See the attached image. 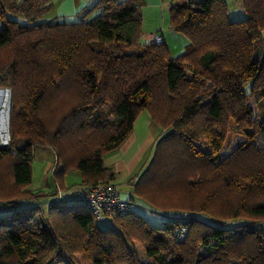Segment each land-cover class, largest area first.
<instances>
[{
  "label": "trees",
  "instance_id": "16d2710c",
  "mask_svg": "<svg viewBox=\"0 0 264 264\" xmlns=\"http://www.w3.org/2000/svg\"><path fill=\"white\" fill-rule=\"evenodd\" d=\"M48 1L0 0V88L12 90L16 150L0 146V264H80L77 255L86 264H264V0H237L243 18L230 16L227 0H171L170 29L187 39L177 56L164 38L139 43L145 0H95L75 21L42 19ZM185 64L191 77L178 92ZM64 94L75 103L49 133L44 112ZM142 110L163 132L127 199L175 217L153 225L132 207L104 216L115 226L102 228L84 205L28 189L38 145L53 150L61 187L68 170L79 173L65 199L113 181L103 156ZM178 175L187 206L155 205L149 191L174 199ZM133 240L149 262L138 261Z\"/></svg>",
  "mask_w": 264,
  "mask_h": 264
},
{
  "label": "rangeland",
  "instance_id": "374dc122",
  "mask_svg": "<svg viewBox=\"0 0 264 264\" xmlns=\"http://www.w3.org/2000/svg\"><path fill=\"white\" fill-rule=\"evenodd\" d=\"M170 1L171 0H166L165 4L162 6H155L151 3H147L146 0L144 1V4L141 6V19H142V24H141V35L139 41L143 44L148 41L149 37L151 34H159L161 35L168 46V49L172 53V55H178L177 52L180 51L182 48H184V42L182 41V38L179 36L181 33H177L174 30L170 29L169 25V6H170ZM228 4H230L232 12L230 13V16L232 18H243L244 13L240 14L239 8H236V1L237 0H227ZM232 5V6H231ZM238 15V16H237ZM7 17L16 19L19 22H24V18L21 15H16L13 16L11 14H6ZM48 16H42V19L47 20ZM77 19L69 18L67 21H75ZM2 27V22L0 20V28ZM164 34V35H163ZM177 51V52H176ZM185 66L188 68H191L190 65L188 66L185 64ZM192 70V69H190ZM191 77V72L189 69L186 72V77L185 79H181L178 83L177 86V91L180 92L185 89V87L188 84L187 79ZM205 92H209V90H201ZM75 103V101L71 100V97L68 94H64L63 96H56L48 105V108L44 112L45 115V126H47L48 132H55L56 130L60 129L61 127H57L58 121L61 117V115L66 112L67 110L70 109V107ZM12 105V90L9 88H0V146H6V147H11V142H10V109ZM234 115L228 117V123L231 125L233 122ZM195 124L200 127V124H197L198 120L194 121ZM155 126V128H154ZM154 129L152 133H160L163 132V130L156 126L155 123L152 125ZM82 133V130H81ZM88 133V132H86ZM85 133V134H86ZM69 134V133H68ZM65 136V135H64ZM63 136V137H64ZM15 139L13 142V145L18 142V135H14ZM60 137V136H58ZM231 150V148L225 149L222 153V157H225L228 152ZM11 152L13 154H16V150L11 147ZM32 152H33V163L35 167V172H37L38 167L40 166L41 169L38 174L32 176V183L28 186V189L30 191H41V194L43 195L47 191H52L56 196L61 193L62 191L63 194L76 191L78 186L80 185V176L77 174L76 171L73 170H68L63 176H62V183L64 187H61L59 185V180L57 181L54 175H52L53 168L55 167V157H54V152L51 148L43 145H38L32 147ZM147 163V162H146ZM145 163V164H146ZM144 164V165H145ZM144 165H140V170L143 169ZM117 178V183L118 189L120 192H130V187L131 183H133V179L135 178L134 176L127 180V181H121ZM177 182L174 184L173 188L177 189L174 199L172 195L168 198L166 197H159L158 195V188H155L154 190L149 191V197L150 199L155 203V205L165 207V206H176V205H183L187 206V199L184 202H180L181 195L183 193L182 190L185 189L186 186H184L183 181L179 183V175L176 176ZM199 180H194L192 181L193 183L189 185H194L195 182H198ZM130 186V187H129ZM212 186L206 187L198 192L200 195H205L207 196L209 192H211V188H214ZM168 191L167 188H165V193ZM206 191H209L206 193ZM40 193V192H39ZM54 195H49L46 198H42L40 200V203H44L49 199H52ZM51 197V198H49ZM123 197V196H122ZM126 198V197H123ZM127 199V198H126ZM37 201V200H36ZM38 202V201H37ZM25 205V204H24ZM36 205V202H29V206H34ZM215 205V204H214ZM182 207V206H181ZM135 211L141 212V214L153 225H160L162 222L165 220L169 219L170 217H175V216H168L170 214L169 212H163V211H158L150 207L151 210H147L138 206H133ZM45 209V208H44ZM204 220V219H203ZM241 223V220H229L225 223V227H232V225H238ZM96 225L99 227L105 228L109 226H115L114 222L110 220L107 217H103L102 219L96 220ZM132 246L134 250L137 252V259L139 262L146 263L149 262V258L145 254V250L143 247V244L141 242H138L136 240L132 241ZM77 258L79 259L80 264H86L80 260V256L77 255Z\"/></svg>",
  "mask_w": 264,
  "mask_h": 264
},
{
  "label": "crops",
  "instance_id": "0c3cea01",
  "mask_svg": "<svg viewBox=\"0 0 264 264\" xmlns=\"http://www.w3.org/2000/svg\"><path fill=\"white\" fill-rule=\"evenodd\" d=\"M94 1L95 0H49L48 3H51L52 6L44 16H48L47 20L53 21H67L69 18L80 19L82 16L86 15ZM165 1L166 0H146L147 3H151L155 6H162L165 4ZM94 13L95 12L89 14L87 19H91ZM179 37L182 38L185 45L187 43L186 37ZM139 43L142 44L140 41ZM183 49L184 48L178 52L176 51L177 54H180ZM152 125H154V123L151 121L148 111H140L128 137L116 150L103 156L104 165L110 167L115 172L113 181H116V183V177L121 181H127L133 176L135 178V175L140 171V165H144L148 161L154 141L162 134L160 131L158 133H152L150 128H152V130L155 128V126L154 128L151 127ZM34 169V163H32V176L35 172ZM40 169L41 167L39 166L35 175L39 173ZM77 174L79 175L78 172ZM129 194V191L121 193V195L126 198L129 197Z\"/></svg>",
  "mask_w": 264,
  "mask_h": 264
},
{
  "label": "built area",
  "instance_id": "2783aa9c",
  "mask_svg": "<svg viewBox=\"0 0 264 264\" xmlns=\"http://www.w3.org/2000/svg\"><path fill=\"white\" fill-rule=\"evenodd\" d=\"M149 41L160 43L163 37L159 34H151ZM60 202L69 201L77 202L87 207L96 219L104 216L122 217L132 209V202L123 198L118 185L113 181H99L80 191L72 198L65 199L63 192L56 196Z\"/></svg>",
  "mask_w": 264,
  "mask_h": 264
}]
</instances>
